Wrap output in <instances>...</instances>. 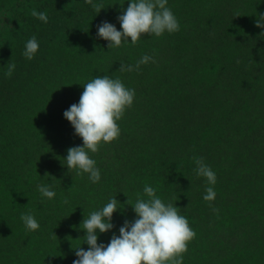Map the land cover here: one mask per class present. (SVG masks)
<instances>
[{
    "label": "trees",
    "instance_id": "obj_1",
    "mask_svg": "<svg viewBox=\"0 0 264 264\" xmlns=\"http://www.w3.org/2000/svg\"><path fill=\"white\" fill-rule=\"evenodd\" d=\"M96 2L99 15L83 0H0V264H72L84 215L117 196L125 208L100 236L107 245L136 219L127 199L134 204L146 184L195 232L184 264H264V30L255 26L264 0H168L177 32L116 49L97 28L122 30L128 0ZM33 36L40 47L29 61L22 53ZM143 55L155 62L119 71ZM103 75L135 98L119 138L90 154L101 171L92 184L62 165L83 143L63 113ZM197 157L216 174L212 202L202 199ZM40 184H52L55 198L41 197ZM24 213L39 229H25Z\"/></svg>",
    "mask_w": 264,
    "mask_h": 264
},
{
    "label": "clouds",
    "instance_id": "obj_2",
    "mask_svg": "<svg viewBox=\"0 0 264 264\" xmlns=\"http://www.w3.org/2000/svg\"><path fill=\"white\" fill-rule=\"evenodd\" d=\"M98 15L101 12L96 0H83ZM168 0H128V7L117 17L122 30L108 21L97 28V37L108 42L109 49H116L122 44L135 45L144 35L160 37L179 30V22ZM32 15L47 23L44 12L33 10ZM256 16L255 26L264 30V14ZM264 36V32L261 33ZM39 41L35 36L25 42L23 56L31 61L39 51ZM155 62L149 55H143L135 65L121 63L120 72L138 71L141 65ZM79 102L70 106L63 115L72 125L75 135L82 139V146L67 150L62 163L69 172L87 175L92 184L101 181V171L90 154L98 152L105 144H110L120 136L117 123L125 111L134 103L135 90L128 88L119 79L108 75L95 76L83 85ZM194 172L203 177L208 185L202 199L212 202L216 198L214 185L215 172L204 163L203 158H194ZM53 181L56 179L54 177ZM41 197L52 200L56 196L52 184L37 185ZM67 203V201H65ZM136 219L125 220L119 228V235L113 234L107 245L99 243L100 236L114 229L113 216L125 208L117 196H113L100 208L93 210L84 219L80 228L86 233L76 241L83 243L75 248L72 264H184V254L195 232L188 219L180 214L176 205L165 202L156 194V190L145 185L143 193L137 194L135 203L127 199ZM213 211L218 209L213 208ZM20 220L26 230L36 231L40 225L30 213L21 214ZM55 236V235H54ZM87 245L85 250L82 245ZM73 247V246H72Z\"/></svg>",
    "mask_w": 264,
    "mask_h": 264
}]
</instances>
